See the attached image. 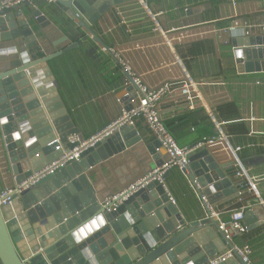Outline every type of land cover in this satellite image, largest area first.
I'll return each mask as SVG.
<instances>
[{"label":"water","instance_id":"obj_1","mask_svg":"<svg viewBox=\"0 0 264 264\" xmlns=\"http://www.w3.org/2000/svg\"><path fill=\"white\" fill-rule=\"evenodd\" d=\"M2 1L0 132L15 185L80 144L84 149L79 160L15 191L11 203L0 205L1 264H210L211 257L231 247L233 242L214 217L184 216L159 180L133 194L122 193L168 160L166 149L158 150V140L146 143L135 126L126 124L100 140H86L61 99L49 65L79 47L78 36L60 32L29 2L25 7H3ZM124 1L54 4L76 21L79 30L95 37L93 25ZM141 1L156 19L147 0ZM211 6L204 3L190 12ZM233 46L239 73L264 72V34L234 38ZM74 134L77 140L71 142ZM213 155L209 147L194 152L182 172L195 187L199 183L206 188L205 193L217 190L229 196L237 188ZM168 175L169 171L163 177ZM259 182L262 185L264 179ZM115 203L116 209L109 211ZM245 219L249 230L263 225L262 205L248 209ZM221 264L249 263L236 255Z\"/></svg>","mask_w":264,"mask_h":264},{"label":"crops","instance_id":"obj_2","mask_svg":"<svg viewBox=\"0 0 264 264\" xmlns=\"http://www.w3.org/2000/svg\"><path fill=\"white\" fill-rule=\"evenodd\" d=\"M204 3L212 6L198 13L190 12ZM147 6L161 29L173 38L172 45L163 40L161 29H157L141 0H125L112 6L93 25V31L105 45L96 36L90 37L86 29L79 30L76 21L54 3L45 0L29 3L32 10L39 11L60 32L69 38H79V47L49 61L74 124L89 140L118 118L122 101L133 94L131 89H124L129 74L118 66L107 47L115 48L129 60L150 87L164 83L179 86L186 75L177 63L178 56L197 82L204 103L197 101L196 107L190 109L176 91L165 97L163 121L177 142L181 146H193L205 137H217L218 131L209 117L212 111L231 145L241 148L238 156L244 164H249V167L245 165L249 172L264 173V72L239 73L233 46L234 38L264 34V31L258 29L246 35L240 29L226 36L218 30L234 20L264 22V0H147ZM181 34L185 36L177 38ZM136 129L146 143L156 140L144 119L137 120ZM211 149L216 162L233 181L234 189L241 187L243 180L236 175L238 168L230 151L220 141ZM14 181L0 132V189L13 185ZM165 183L184 216L193 220L206 215L199 190L180 169H171ZM199 188L226 219L239 207L236 192L225 196L222 191L207 194L206 188ZM261 189L264 195V183ZM247 197L256 198L251 194ZM244 242L253 248L252 263L264 264V225L234 239L236 244Z\"/></svg>","mask_w":264,"mask_h":264},{"label":"built area","instance_id":"obj_3","mask_svg":"<svg viewBox=\"0 0 264 264\" xmlns=\"http://www.w3.org/2000/svg\"><path fill=\"white\" fill-rule=\"evenodd\" d=\"M32 1L33 0H3L2 6H19L23 5L26 2L31 3ZM45 1L48 4H52L55 2V0ZM153 19L156 23L157 29H161L156 19ZM240 29H243L246 35H251L255 30L258 29L264 31V22L252 23L248 21L234 20L229 26H225L218 30L221 33H224L226 36H232V34H235ZM173 30H175V28H173ZM161 34L163 40H165L169 45H172L173 38H170L168 32L163 31L161 29ZM184 36L185 35L181 34L177 38L181 39ZM90 37H93V35L90 34ZM106 49L113 54L118 66L124 72L128 73L131 76L132 81L129 80L128 82H126V84L124 85V89L126 91L131 89V91H133V94L130 95L126 101H122L121 98L119 99V101H122L121 114L114 122L100 130L90 139H92L93 141L100 140L102 137L107 134H110L114 129L119 128L124 124L136 127L137 120L142 118L145 120L149 129L154 133L156 140L159 141L160 147H158V150H160V148L162 147L165 148L169 156L168 160H164V162L160 166L146 174L143 179L135 182L122 193L127 192L129 194H133L134 192L147 186L151 181L156 179L159 180L161 184H163L166 193L169 195L170 201L176 204L175 199L170 194L169 190L166 188L165 178L163 177V175L175 167L182 171L189 165V157L196 150H199L200 148H203L205 146L212 148L213 146L218 145L220 141L224 145V147L230 151L232 157L234 158L235 165L238 168L236 175L242 178L243 185L237 188L236 191L239 207L230 212V216L228 219L223 216L220 210L216 209L209 202L207 195L203 194V192H199L200 199L205 204L204 206L206 215L214 217L218 221L219 229L224 233L226 239L231 240L233 242V245L231 247H227L223 252L211 257L210 264H221L234 258L236 255L241 257L244 261L248 262L249 264H253L251 259L253 253L252 246L248 242H244L243 244H236L234 243V239L249 232V226L247 225L245 219L246 211L250 208H253V206L257 203L261 204L264 209V195L259 182L261 179H264V173L252 175L249 172L248 168L238 156V151L241 148H234V146L231 145L228 137L223 131L221 124L217 121L212 111H209V117L214 122L215 127L218 131L217 137H205L193 146H181L177 142L176 138L173 136V134L170 132V130L167 128L163 121L162 105L164 103L165 97L169 93L176 91L181 94L183 101L188 104L190 109H194L196 107L197 101L204 103L197 82H195L190 76L180 57L177 56V63H179V65L183 68L186 78L180 82L179 86L176 87L174 84L164 83L163 85L158 87H150L149 85L144 83L141 76L138 75L135 71L131 62L125 59L119 51H117L113 47H107ZM69 140L71 142H74L77 140V136L75 134L71 135L69 137ZM83 149L84 144H80L69 153H64L60 157L53 160L49 165L45 166L39 172L27 178L25 181L17 183L16 185L14 181L13 185L5 186L0 189V205L11 203L13 200V193L15 191L21 192L22 190L28 188L30 185L34 184L43 176L65 166L72 159L79 160L80 153ZM11 174L13 175L14 180H16V175H14L13 173ZM199 187L200 185L198 183L195 188L199 190L201 189ZM247 194L255 196L256 201L255 199L253 200L251 197H247ZM117 197L118 195L108 197L106 199V203L115 200ZM117 206L118 203H115L114 205L109 207L108 210H115Z\"/></svg>","mask_w":264,"mask_h":264},{"label":"rangeland","instance_id":"obj_4","mask_svg":"<svg viewBox=\"0 0 264 264\" xmlns=\"http://www.w3.org/2000/svg\"><path fill=\"white\" fill-rule=\"evenodd\" d=\"M236 238H238V237H236ZM236 238H235V239H236Z\"/></svg>","mask_w":264,"mask_h":264},{"label":"trees","instance_id":"obj_5","mask_svg":"<svg viewBox=\"0 0 264 264\" xmlns=\"http://www.w3.org/2000/svg\"><path fill=\"white\" fill-rule=\"evenodd\" d=\"M0 264H1V262H0Z\"/></svg>","mask_w":264,"mask_h":264}]
</instances>
